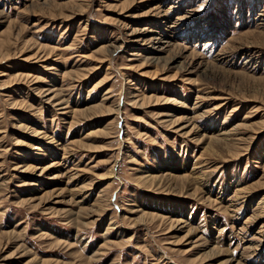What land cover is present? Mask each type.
I'll list each match as a JSON object with an SVG mask.
<instances>
[{"label": "rangeland", "instance_id": "1", "mask_svg": "<svg viewBox=\"0 0 264 264\" xmlns=\"http://www.w3.org/2000/svg\"><path fill=\"white\" fill-rule=\"evenodd\" d=\"M0 264H264V0H0Z\"/></svg>", "mask_w": 264, "mask_h": 264}, {"label": "bare ground", "instance_id": "2", "mask_svg": "<svg viewBox=\"0 0 264 264\" xmlns=\"http://www.w3.org/2000/svg\"><path fill=\"white\" fill-rule=\"evenodd\" d=\"M174 24H176V22ZM171 27H175V25L174 26L172 25ZM136 34H137V32H131L130 35L132 36V35H136ZM157 35H153V36L149 37L148 39H146V44L151 49H158V51H160V50L162 51L165 47H167L169 45V43H167L166 41H162V38H159ZM137 41L140 42L141 39H139ZM149 216H150L149 218H160L161 220H163L162 218H164L163 215L157 216L156 214H149ZM188 233H189V231L187 232V235H188Z\"/></svg>", "mask_w": 264, "mask_h": 264}]
</instances>
